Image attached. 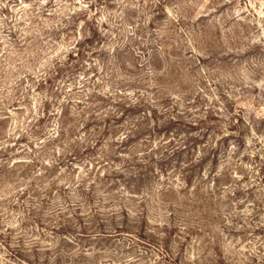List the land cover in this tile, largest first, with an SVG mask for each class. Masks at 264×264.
<instances>
[{
    "label": "rangeland",
    "instance_id": "1",
    "mask_svg": "<svg viewBox=\"0 0 264 264\" xmlns=\"http://www.w3.org/2000/svg\"><path fill=\"white\" fill-rule=\"evenodd\" d=\"M0 264H264V0H0Z\"/></svg>",
    "mask_w": 264,
    "mask_h": 264
}]
</instances>
